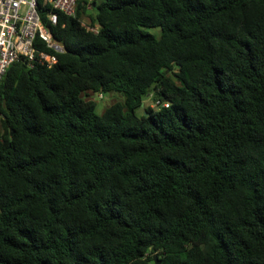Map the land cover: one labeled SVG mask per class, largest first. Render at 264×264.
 <instances>
[{
	"label": "trees",
	"instance_id": "obj_1",
	"mask_svg": "<svg viewBox=\"0 0 264 264\" xmlns=\"http://www.w3.org/2000/svg\"><path fill=\"white\" fill-rule=\"evenodd\" d=\"M48 9L65 51L0 81V264H264V0Z\"/></svg>",
	"mask_w": 264,
	"mask_h": 264
},
{
	"label": "built area",
	"instance_id": "obj_2",
	"mask_svg": "<svg viewBox=\"0 0 264 264\" xmlns=\"http://www.w3.org/2000/svg\"><path fill=\"white\" fill-rule=\"evenodd\" d=\"M75 3L76 0H0V81L15 62L31 68L35 64L50 67L57 61L55 53L65 48L43 23L40 11L48 5L46 21L56 25L58 12L73 15Z\"/></svg>",
	"mask_w": 264,
	"mask_h": 264
},
{
	"label": "rangeland",
	"instance_id": "obj_3",
	"mask_svg": "<svg viewBox=\"0 0 264 264\" xmlns=\"http://www.w3.org/2000/svg\"><path fill=\"white\" fill-rule=\"evenodd\" d=\"M149 32L157 34L158 29L149 28ZM87 99H93L96 102L95 112L99 115L103 114L104 111L112 104L124 101V95L119 91H111L107 93H92L89 92L85 95ZM144 107H156L152 93L143 98L140 106L136 108V113L141 114L144 111Z\"/></svg>",
	"mask_w": 264,
	"mask_h": 264
},
{
	"label": "water",
	"instance_id": "obj_4",
	"mask_svg": "<svg viewBox=\"0 0 264 264\" xmlns=\"http://www.w3.org/2000/svg\"><path fill=\"white\" fill-rule=\"evenodd\" d=\"M156 255H154V259H155V261H156ZM156 264H159V261H156Z\"/></svg>",
	"mask_w": 264,
	"mask_h": 264
}]
</instances>
